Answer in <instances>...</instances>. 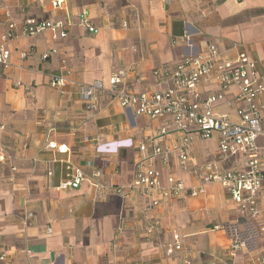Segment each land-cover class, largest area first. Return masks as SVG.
Instances as JSON below:
<instances>
[{
	"label": "crops",
	"instance_id": "obj_1",
	"mask_svg": "<svg viewBox=\"0 0 264 264\" xmlns=\"http://www.w3.org/2000/svg\"><path fill=\"white\" fill-rule=\"evenodd\" d=\"M55 1L61 8L52 7ZM82 11L96 33L79 24ZM7 15L17 27L26 19L62 22L67 36L53 40L44 32L6 45L9 66L0 71V264H258L264 233L257 253L232 250L223 227H241L244 217L219 183L202 184L192 174L207 163L244 172L240 154L222 157L216 139L199 141L192 133L185 169L174 156L168 165L155 161L154 166L163 184L172 175L202 193L161 199L146 213V197L115 189L130 182L139 142L151 150L178 142L181 134L162 121L123 110L108 94L97 111H87L77 85L99 80L107 88L110 74L120 70L125 82L149 90L155 68L232 43L264 77V0H0V36L7 31ZM61 61L73 82L63 95L50 86L51 77L63 72ZM200 91L206 95L218 87L210 83ZM235 95L234 88L225 92L227 99ZM234 107H219L215 114L235 119ZM261 123L257 145L264 147V107ZM166 126L168 135H160ZM129 139L132 144L126 145ZM49 143L66 153L48 149ZM77 170L100 177L60 188ZM259 211L264 223V202ZM174 234L184 248L167 255L163 245Z\"/></svg>",
	"mask_w": 264,
	"mask_h": 264
},
{
	"label": "built area",
	"instance_id": "obj_2",
	"mask_svg": "<svg viewBox=\"0 0 264 264\" xmlns=\"http://www.w3.org/2000/svg\"><path fill=\"white\" fill-rule=\"evenodd\" d=\"M61 6V1L52 3L54 9ZM79 24L90 33L97 32L88 23L84 11L79 15ZM6 27L7 31L0 36V71L9 66L10 50L6 45L11 39L44 32H50L53 40L67 36L62 22L26 19L17 27L7 15ZM24 56L23 54L22 57ZM47 57L48 54H43L41 59L46 60ZM61 65L63 72L51 77L50 86L59 89L63 95V89L67 85H73V82L65 74V62L61 61ZM151 75L155 83L149 90H139L125 82V73L120 70L110 74L107 88L99 80L77 85L79 101L87 111H97L101 97L108 94L123 110L151 121H162L181 134L178 142L153 145L151 150H148L147 143L139 142V157L132 166L130 182L124 188H116L115 192L120 194L135 191L146 197V213L153 212L161 199L174 200L202 193V189H187L172 175H168L163 184L154 162L159 161L166 166L174 156L179 167L185 169L194 142L192 133L197 135L199 141L216 139L218 154L222 157L240 154L245 159L246 170L240 172L221 169L215 164L207 163L193 168L192 174L200 177L202 184L219 183L244 217L241 227L235 225L232 228L229 224L223 227L230 238L231 249L243 250L247 254L257 253L264 233V223L259 211V206L264 202V147L257 145L258 138L263 133L261 111L264 107V77L257 73L256 63L250 60L237 43H232L224 50L211 45L203 52L182 56L173 66L157 67L152 70ZM135 82H139V79ZM210 83H214L218 91L203 95L200 87ZM230 88L236 90V95L227 99L225 92ZM233 105L235 119L215 114L217 108ZM167 126L160 130V135H168ZM84 140L89 141L88 138ZM47 148L56 149L60 153L67 151L65 147H57L54 143H49ZM98 177V172L85 175L77 170L72 179L61 184L60 188H77L83 181H93ZM147 232L152 233V228ZM163 247L166 254L171 255L181 251L184 244L179 235L174 234L172 242ZM3 259L4 255H1L0 260ZM257 263L264 264V255L257 259Z\"/></svg>",
	"mask_w": 264,
	"mask_h": 264
},
{
	"label": "rangeland",
	"instance_id": "obj_3",
	"mask_svg": "<svg viewBox=\"0 0 264 264\" xmlns=\"http://www.w3.org/2000/svg\"><path fill=\"white\" fill-rule=\"evenodd\" d=\"M128 144H129V145L132 144V140H131V139L128 140V143H127L126 145H128ZM108 150H109V151H113V150L116 151V147H114L113 150L110 149V148H108ZM103 151H107V150H103Z\"/></svg>",
	"mask_w": 264,
	"mask_h": 264
}]
</instances>
